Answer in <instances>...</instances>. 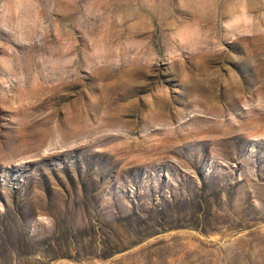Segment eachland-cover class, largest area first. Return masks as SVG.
<instances>
[{"label":"rangeland","instance_id":"374dc122","mask_svg":"<svg viewBox=\"0 0 264 264\" xmlns=\"http://www.w3.org/2000/svg\"><path fill=\"white\" fill-rule=\"evenodd\" d=\"M0 264H264V0H0Z\"/></svg>","mask_w":264,"mask_h":264}]
</instances>
